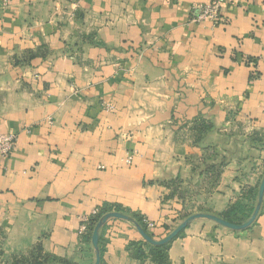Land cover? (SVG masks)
Instances as JSON below:
<instances>
[{
  "label": "crops",
  "instance_id": "1",
  "mask_svg": "<svg viewBox=\"0 0 264 264\" xmlns=\"http://www.w3.org/2000/svg\"><path fill=\"white\" fill-rule=\"evenodd\" d=\"M213 1L0 5V134L17 137L0 158V264L36 252L94 264L79 230L104 204L156 234L189 213L252 204L264 175V0H226L218 20L189 21ZM197 119L211 128L195 142ZM135 227L104 223L101 264H152L127 249L143 240ZM167 255L264 264V203L242 231L193 221Z\"/></svg>",
  "mask_w": 264,
  "mask_h": 264
},
{
  "label": "trees",
  "instance_id": "2",
  "mask_svg": "<svg viewBox=\"0 0 264 264\" xmlns=\"http://www.w3.org/2000/svg\"><path fill=\"white\" fill-rule=\"evenodd\" d=\"M211 128L210 124H208L206 121L202 119H197L194 121L192 129H191V134H193V137L195 138V142L200 140L209 129ZM220 172V167L219 169L215 170V176L218 177ZM258 188L257 186L254 191L252 192V204L250 205H241V204H235L227 211H225L221 216H218L219 218L223 219L224 221L233 224V225H241L244 222H246L252 212L254 211L255 204L257 203V197H258ZM264 203V197H263V202ZM261 205V207H262ZM116 212L123 214V210L117 206H111L109 204H104L101 208L97 210L95 214H93L90 219L88 220V226H87V232L84 234H81V237L85 239L88 242H91V237H92V231L94 227L98 224V222L107 214ZM191 215V213L185 215L183 217L187 218ZM127 220L131 222L132 224H135L136 226L140 227L141 230L151 239L153 240H161L165 236L170 233V231L175 228V227H169V226H163V233L162 234H156L154 233L151 229L148 228L145 220L143 217L138 216V215H131L127 217ZM104 224L102 225L101 228H103ZM100 228V229H101ZM184 234V230L179 233L177 237H180ZM176 237V238H177ZM175 238V239H176ZM172 242V241H171ZM167 243L165 245H152L145 240H141L138 242H131L128 245V250L132 253L133 257L140 262L149 260L152 264H169L168 260V255L167 251L169 249L170 243ZM97 246L99 250V255H100V264H101V257H102V246H101V238L100 234L98 232V240H97ZM22 263V264H60L56 260H48L47 258L43 259L42 255L40 252H36L32 254V257L29 259H22V260H17L15 261V264L17 263Z\"/></svg>",
  "mask_w": 264,
  "mask_h": 264
},
{
  "label": "water",
  "instance_id": "3",
  "mask_svg": "<svg viewBox=\"0 0 264 264\" xmlns=\"http://www.w3.org/2000/svg\"><path fill=\"white\" fill-rule=\"evenodd\" d=\"M263 197H264V175H263L262 180L259 184L257 203L255 205L254 211L252 212L250 218L241 225L230 224V223L224 221L223 219H221L217 216H214V215L195 213V214H192L189 217L185 218L178 226H176L170 233H168L167 236H165L161 240H153V239L149 238L141 230L140 227L136 226L135 228L139 232V234L141 235L143 240H145L146 242H148L152 245H158V246L165 245V244L173 241L179 235L180 232L185 230L193 221L199 220V219H207V220L213 221L216 224H218L219 226L225 227V228L233 230V231H242V230L247 229L249 226H251V224L256 219L258 212L260 211L262 202H263ZM111 218L127 220V217L125 215L120 214V213H116V212H112V213L105 215L98 222V224L94 227V229L92 231V237H91V243H92V246L94 249V254H95L94 264H100V255H99V250H98V246H97L98 232H99L100 228L102 227V225L107 220H109Z\"/></svg>",
  "mask_w": 264,
  "mask_h": 264
},
{
  "label": "built area",
  "instance_id": "4",
  "mask_svg": "<svg viewBox=\"0 0 264 264\" xmlns=\"http://www.w3.org/2000/svg\"><path fill=\"white\" fill-rule=\"evenodd\" d=\"M12 0H0L2 7H7ZM226 0H214L210 4L196 5L192 8L189 21L191 23H200L204 20H218L221 6ZM15 134H0V158H5L11 154L16 145ZM132 155H129L126 159L127 164H131ZM88 220H85L79 230L80 234L87 232ZM149 229H153L155 225L153 223H147Z\"/></svg>",
  "mask_w": 264,
  "mask_h": 264
},
{
  "label": "rangeland",
  "instance_id": "5",
  "mask_svg": "<svg viewBox=\"0 0 264 264\" xmlns=\"http://www.w3.org/2000/svg\"><path fill=\"white\" fill-rule=\"evenodd\" d=\"M189 134H190V132H189ZM190 135H191V134H190ZM187 137H190V136H187ZM201 153H202V152H201ZM201 153H200V154H201ZM184 219H185V218H184ZM173 229H174V228H173ZM173 229H172V230H173ZM172 230H171V231H172ZM171 231H170V232H171Z\"/></svg>",
  "mask_w": 264,
  "mask_h": 264
}]
</instances>
